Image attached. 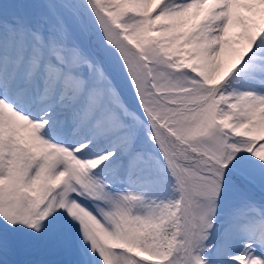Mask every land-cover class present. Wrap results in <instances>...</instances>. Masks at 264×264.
<instances>
[{"label": "snow or ice", "instance_id": "obj_1", "mask_svg": "<svg viewBox=\"0 0 264 264\" xmlns=\"http://www.w3.org/2000/svg\"><path fill=\"white\" fill-rule=\"evenodd\" d=\"M53 246L264 264V0H0V264Z\"/></svg>", "mask_w": 264, "mask_h": 264}, {"label": "trees", "instance_id": "obj_2", "mask_svg": "<svg viewBox=\"0 0 264 264\" xmlns=\"http://www.w3.org/2000/svg\"><path fill=\"white\" fill-rule=\"evenodd\" d=\"M54 247H51L50 249H48L41 257L40 259H42L45 264H53L51 263L52 259L54 258H58V257H62V260L59 261V263H56V264H71V260L68 258L69 255L67 256L64 252V256L60 255V252H57L56 254L52 253L51 255L48 256V254L46 253H51V250L53 249ZM63 253V252H62ZM61 253V254H62ZM6 264H24V260H25V257H22L20 255H17V254H14V253H8L6 252ZM12 258V260L10 259Z\"/></svg>", "mask_w": 264, "mask_h": 264}, {"label": "rangeland", "instance_id": "obj_3", "mask_svg": "<svg viewBox=\"0 0 264 264\" xmlns=\"http://www.w3.org/2000/svg\"><path fill=\"white\" fill-rule=\"evenodd\" d=\"M71 241H72V244L73 245H75L77 243L76 238H75L74 235L71 237ZM53 247L54 248L51 250V253H46V254H48V256L51 255L52 253L56 254L57 252H60V255L61 256L62 255L64 256V252H65V254L67 256L69 255L68 258L71 260V252L67 248L58 247V246H53ZM6 255L7 254L5 253V255H4V264H6ZM10 259L12 260V258H10ZM61 260H62V257H58V258L56 257V258H54V259L51 260L52 261L51 263L56 264V263H59V261H61Z\"/></svg>", "mask_w": 264, "mask_h": 264}]
</instances>
